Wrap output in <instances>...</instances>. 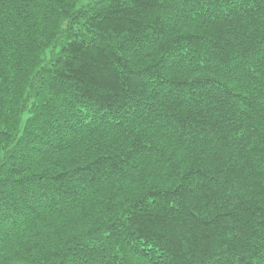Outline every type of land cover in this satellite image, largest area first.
<instances>
[{
	"label": "trees",
	"instance_id": "16d2710c",
	"mask_svg": "<svg viewBox=\"0 0 264 264\" xmlns=\"http://www.w3.org/2000/svg\"><path fill=\"white\" fill-rule=\"evenodd\" d=\"M0 264H264V0H0Z\"/></svg>",
	"mask_w": 264,
	"mask_h": 264
}]
</instances>
